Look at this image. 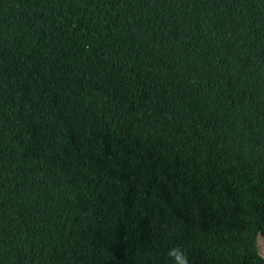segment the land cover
<instances>
[{"label":"trees","instance_id":"trees-1","mask_svg":"<svg viewBox=\"0 0 264 264\" xmlns=\"http://www.w3.org/2000/svg\"><path fill=\"white\" fill-rule=\"evenodd\" d=\"M264 0H0V264H264Z\"/></svg>","mask_w":264,"mask_h":264},{"label":"clouds","instance_id":"clouds-1","mask_svg":"<svg viewBox=\"0 0 264 264\" xmlns=\"http://www.w3.org/2000/svg\"><path fill=\"white\" fill-rule=\"evenodd\" d=\"M168 255L172 259V264H189L186 252L179 246L169 249Z\"/></svg>","mask_w":264,"mask_h":264},{"label":"rangeland","instance_id":"rangeland-1","mask_svg":"<svg viewBox=\"0 0 264 264\" xmlns=\"http://www.w3.org/2000/svg\"><path fill=\"white\" fill-rule=\"evenodd\" d=\"M257 244H258V248H259L261 255L264 256V237L258 236Z\"/></svg>","mask_w":264,"mask_h":264}]
</instances>
